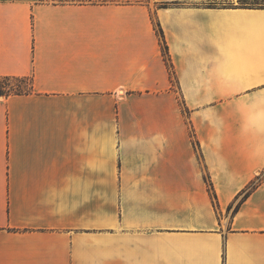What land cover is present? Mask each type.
<instances>
[{
  "label": "crops",
  "instance_id": "crops-1",
  "mask_svg": "<svg viewBox=\"0 0 264 264\" xmlns=\"http://www.w3.org/2000/svg\"><path fill=\"white\" fill-rule=\"evenodd\" d=\"M0 76V264H264V0H0Z\"/></svg>",
  "mask_w": 264,
  "mask_h": 264
},
{
  "label": "trees",
  "instance_id": "trees-1",
  "mask_svg": "<svg viewBox=\"0 0 264 264\" xmlns=\"http://www.w3.org/2000/svg\"><path fill=\"white\" fill-rule=\"evenodd\" d=\"M158 32L161 34L163 38V31L158 24ZM165 52H166V57L169 62V57H168V48L165 46ZM171 66V65H169ZM29 81L28 85L29 88L23 87L22 83H25ZM32 83L31 80L25 77H11V76H0V96H12V95H21V94H27L31 91L32 89ZM210 189L212 190V184L209 185ZM252 187L256 186V183H253L251 185ZM216 197V195H215Z\"/></svg>",
  "mask_w": 264,
  "mask_h": 264
},
{
  "label": "rangeland",
  "instance_id": "rangeland-1",
  "mask_svg": "<svg viewBox=\"0 0 264 264\" xmlns=\"http://www.w3.org/2000/svg\"><path fill=\"white\" fill-rule=\"evenodd\" d=\"M28 79H29V78H28ZM28 82H29V81H27V82H25V83H22V86H23V87H26V88H29V85H28L29 83H28Z\"/></svg>",
  "mask_w": 264,
  "mask_h": 264
}]
</instances>
